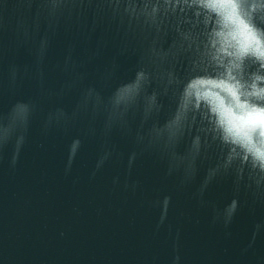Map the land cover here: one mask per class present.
<instances>
[{"label": "water", "instance_id": "95a60500", "mask_svg": "<svg viewBox=\"0 0 264 264\" xmlns=\"http://www.w3.org/2000/svg\"><path fill=\"white\" fill-rule=\"evenodd\" d=\"M223 2L0 0V264H264V0Z\"/></svg>", "mask_w": 264, "mask_h": 264}, {"label": "snow or ice", "instance_id": "6c2138e0", "mask_svg": "<svg viewBox=\"0 0 264 264\" xmlns=\"http://www.w3.org/2000/svg\"><path fill=\"white\" fill-rule=\"evenodd\" d=\"M214 6L231 9L233 13L235 12V4L233 0H224L223 3ZM241 28L243 33L248 32V30L244 28L243 25L241 26ZM248 35L250 36V33H248ZM252 40H254V37L249 40V43H251ZM244 47L247 48L248 44H245ZM229 91L232 92L231 89H229ZM232 95L233 97H235L236 93L232 92ZM256 130H264V110L256 108L248 109L246 115L240 117L238 121H230L227 129L230 134L238 138H247L250 132Z\"/></svg>", "mask_w": 264, "mask_h": 264}]
</instances>
